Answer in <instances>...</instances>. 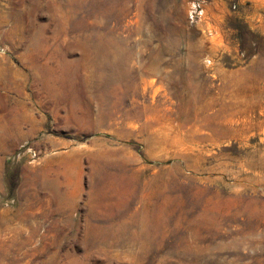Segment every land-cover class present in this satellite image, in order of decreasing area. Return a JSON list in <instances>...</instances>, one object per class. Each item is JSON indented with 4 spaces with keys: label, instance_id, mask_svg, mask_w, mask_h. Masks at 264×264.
<instances>
[{
    "label": "rangeland",
    "instance_id": "374dc122",
    "mask_svg": "<svg viewBox=\"0 0 264 264\" xmlns=\"http://www.w3.org/2000/svg\"><path fill=\"white\" fill-rule=\"evenodd\" d=\"M0 264H264V0H0Z\"/></svg>",
    "mask_w": 264,
    "mask_h": 264
}]
</instances>
